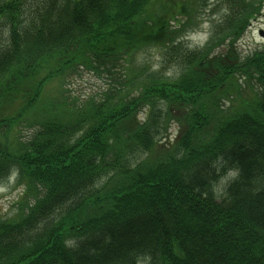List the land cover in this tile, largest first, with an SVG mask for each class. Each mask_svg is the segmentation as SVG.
<instances>
[{"label":"trees","instance_id":"trees-1","mask_svg":"<svg viewBox=\"0 0 264 264\" xmlns=\"http://www.w3.org/2000/svg\"><path fill=\"white\" fill-rule=\"evenodd\" d=\"M205 1L0 0V264H264V43L237 46L264 0H215L190 46ZM80 68L101 94H49Z\"/></svg>","mask_w":264,"mask_h":264},{"label":"rangeland","instance_id":"rangeland-1","mask_svg":"<svg viewBox=\"0 0 264 264\" xmlns=\"http://www.w3.org/2000/svg\"><path fill=\"white\" fill-rule=\"evenodd\" d=\"M205 4L197 5V17L194 22L186 24V30L190 31L186 33L184 41L190 46L200 45L205 39L207 34V29L209 27L210 21L220 17L222 11L221 7H217L213 12L211 9L215 5V0H206ZM31 5V3H30ZM159 11L158 6L155 11ZM187 17H183V21H186ZM7 27H3L2 37L6 39L7 37ZM262 33V35H261ZM264 43V3L261 8V14L254 20H251L248 28L246 29L243 36L238 40L237 46L242 53H250V51L258 48ZM137 57V62L142 63L147 62L151 68H160L162 63V55L157 49H149L144 53L139 54ZM166 73L171 72V68L161 69ZM107 78L104 75H97L92 69L80 68L77 72L67 75L65 78L59 77L54 78L48 85L47 90L51 95H59L64 92V94H69L75 97L77 100L83 99L86 95H98L102 93V90L107 87ZM68 90H64V89ZM63 89V90H61ZM250 87L246 90H242L240 96L248 97ZM238 96V95H237ZM173 131V129H172ZM174 133V131H173ZM30 134V129L25 127L23 124L14 126L9 132L6 131L5 136L13 139L15 135L21 136L22 139L28 138ZM234 174L228 173L226 176L222 177L218 182V187L222 188L226 185L229 177ZM232 178V177H231ZM230 178V179H231ZM8 190V184L4 183V188L0 187V194L5 193ZM1 197V196H0ZM15 208L10 207V201L4 200L3 197L0 198V216H7L14 214ZM145 264V263H144Z\"/></svg>","mask_w":264,"mask_h":264}]
</instances>
